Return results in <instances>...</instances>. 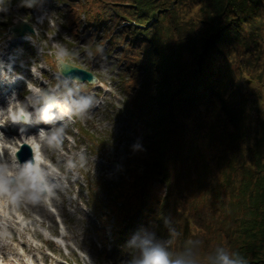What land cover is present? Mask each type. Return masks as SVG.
I'll return each mask as SVG.
<instances>
[{"label":"trees","instance_id":"16d2710c","mask_svg":"<svg viewBox=\"0 0 264 264\" xmlns=\"http://www.w3.org/2000/svg\"><path fill=\"white\" fill-rule=\"evenodd\" d=\"M198 1L191 26L168 19L164 0L67 1L74 33L81 14L86 32L120 49L121 108L143 149L127 147L121 181L91 203L116 241L121 221L171 214L184 234L174 251L200 238L201 259L224 245L264 264V0ZM236 57L256 83L235 76Z\"/></svg>","mask_w":264,"mask_h":264},{"label":"rangeland","instance_id":"374dc122","mask_svg":"<svg viewBox=\"0 0 264 264\" xmlns=\"http://www.w3.org/2000/svg\"><path fill=\"white\" fill-rule=\"evenodd\" d=\"M67 1L47 0L44 7L50 16L43 24L37 23L36 17L40 13L36 8L18 7V0H11L6 14L0 13L3 17L0 18V58L3 56L5 62L10 54L15 56L12 68L24 77L21 81L5 83L10 89L4 97V90L0 89L4 101L0 107L5 106V97L13 90L22 102L31 94L32 88L46 89L54 84L56 52L61 46L75 52V55L65 56V62L90 70L99 79L97 83L82 82V90L90 92L99 101L89 109L87 117L81 119L73 115L71 119L65 118L59 144L43 143L46 151L40 154L41 164L55 169L59 185L55 194L49 197L50 202L34 204L14 199L7 186L0 187V264H121V260L128 257L123 245L139 226L136 219L129 225L121 221L118 227L125 228L126 232H119L123 238L117 241L110 234L114 231L112 225L105 226L102 235L99 231L97 211L91 198L92 201H105L109 187L121 181L120 169L128 162L127 147L133 143V135L121 108L123 93L120 83L124 66L119 59L120 49L113 48L108 40L103 41L99 28L93 34L86 32L85 18L81 14L76 19L80 26L74 33L70 27ZM164 1L163 7L174 11L168 19L171 17L184 23L192 21L190 26L200 24V1ZM17 19L31 25L33 32L27 34H33L36 29L34 39L44 49L42 54H35L28 39L15 45L11 43L7 28ZM235 63L240 65L237 68L239 65L234 64L236 77L248 85L256 83L257 78L244 69L240 58L236 57ZM257 66L261 68L262 64L257 62ZM32 68L35 72L30 70ZM259 71L257 69L256 73ZM0 119L6 120L5 125L12 123L6 112L0 114ZM60 123L57 121V125ZM37 131L33 130V133ZM7 146V152L2 154L5 158L13 149L22 148L12 140ZM28 154L29 151L22 148L24 159ZM69 159L72 160L71 167L67 166ZM113 224L115 226V222Z\"/></svg>","mask_w":264,"mask_h":264},{"label":"clouds","instance_id":"9594fccd","mask_svg":"<svg viewBox=\"0 0 264 264\" xmlns=\"http://www.w3.org/2000/svg\"><path fill=\"white\" fill-rule=\"evenodd\" d=\"M47 0H18V7L36 8L39 16L37 23L43 24L49 19L50 12L44 7ZM11 0H0V13H7ZM3 18V17H0ZM33 34H27L35 49V54L44 51L39 41ZM75 55V52L61 46L56 52L55 83L46 89L32 88L31 94L21 102L17 99L15 90L5 97V106L0 107V114L7 113L8 121L19 124L16 136L8 138L0 131V142L12 140L21 145L30 146L34 157L21 161L13 149L9 157L0 154V187L7 186V190L14 199H24L38 204L47 201L54 195V190L59 186L55 169L49 165L41 166L40 148L43 143L59 144L65 118L71 119L73 115L86 118L89 109L99 101L90 92L82 90V78L75 74L71 65L65 62L64 57ZM15 61L9 55V62L5 65L0 60V83H14L17 79H24L23 74L12 69ZM35 72V69H30ZM57 121L61 123L57 125ZM49 125L39 127L34 134H26V125ZM5 121L0 119V126ZM55 125V127H53ZM133 151H142V145L136 142L132 145ZM83 161V155L80 157ZM67 166H72V160L67 161ZM181 222L171 214H163L159 219H151L146 224L138 226L125 241L123 248L128 252V257L121 260V264H248L247 259L234 250L224 245H217L201 259L200 251L204 241L200 238L184 239L178 251L173 250V243L183 237ZM163 227L166 235H160L159 229ZM18 264V262H17ZM31 264V262H30Z\"/></svg>","mask_w":264,"mask_h":264},{"label":"water","instance_id":"95a60500","mask_svg":"<svg viewBox=\"0 0 264 264\" xmlns=\"http://www.w3.org/2000/svg\"><path fill=\"white\" fill-rule=\"evenodd\" d=\"M26 32H33V28L29 24L22 21L21 19H18L17 23L9 28V33L12 34L13 36H22ZM71 68L75 74L80 75L82 81L86 80L88 82H96V78L93 76V74L90 71H87L85 69L73 65H71ZM23 147L27 148L25 145H23ZM16 155L20 157L21 152L20 151L16 152ZM28 159H31L30 154L28 156Z\"/></svg>","mask_w":264,"mask_h":264},{"label":"bare ground","instance_id":"6f19581e","mask_svg":"<svg viewBox=\"0 0 264 264\" xmlns=\"http://www.w3.org/2000/svg\"><path fill=\"white\" fill-rule=\"evenodd\" d=\"M26 35L27 34H25V35H23V36H18V37H12L11 38V43L12 44H14L15 45V43H19V42H21V41H24V40H27L25 37H26ZM12 58H13V60L15 59V56H12ZM1 60H3L4 59V57L2 56L1 58H0ZM7 60H5V62H8L9 61V58H6ZM3 87H5L4 85H3ZM3 87H1L0 89H3ZM4 90V89H3ZM4 94H3V97H4V95L5 94H8V91H5L4 90ZM1 94V93H0ZM1 96V95H0ZM23 102V101H22ZM0 103H4V101L2 100V97H0ZM6 121V120H5ZM41 125H43V124H41ZM47 127H49V125H47L45 128H47ZM28 129H29V131H27V134H34L33 133V129L32 128H30V126L28 127ZM16 130H17V127H13V128H8V132H9V134H5V136L6 137H8L9 138V136L10 135H15L16 137H17V139H18V137H19V134H17V132H16ZM1 131V130H0ZM10 142V140L9 141H7V143H9ZM19 144V143H18ZM7 149H8V146H5V143L3 142V143H1L0 144V151L2 152V154L3 153H5V152H7ZM46 150H45V145L44 144H42L41 145V148H40V154H42L43 152H45ZM31 152H32V150H31ZM32 156L34 157V153L32 152ZM41 166L42 167H46L45 165H43V164H41ZM50 202V198H48V200L47 201H44V203H49ZM25 214V213H24ZM28 215H29V212H28Z\"/></svg>","mask_w":264,"mask_h":264}]
</instances>
